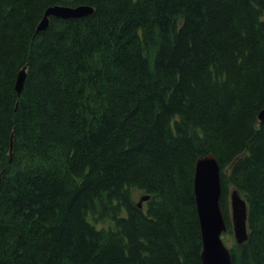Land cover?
I'll use <instances>...</instances> for the list:
<instances>
[{
    "label": "trees",
    "instance_id": "trees-1",
    "mask_svg": "<svg viewBox=\"0 0 264 264\" xmlns=\"http://www.w3.org/2000/svg\"><path fill=\"white\" fill-rule=\"evenodd\" d=\"M263 109L264 0H0V264H203L209 154L264 264Z\"/></svg>",
    "mask_w": 264,
    "mask_h": 264
},
{
    "label": "water",
    "instance_id": "water-1",
    "mask_svg": "<svg viewBox=\"0 0 264 264\" xmlns=\"http://www.w3.org/2000/svg\"><path fill=\"white\" fill-rule=\"evenodd\" d=\"M94 13L89 5L77 7L54 6L47 10L39 30L49 25V16L65 20L79 19ZM26 69L20 71L16 92L20 97L24 91ZM258 120L264 125V109L259 113ZM0 174V183H1ZM194 195L204 242L202 253L203 264H232V255L225 247L221 236L227 231L226 221L220 206L222 196L221 169L213 154L200 157L197 160L194 173ZM144 196L142 201L149 200ZM230 211L233 232L237 244H243L248 239V205L238 190L233 189L230 195Z\"/></svg>",
    "mask_w": 264,
    "mask_h": 264
},
{
    "label": "rangeland",
    "instance_id": "rangeland-1",
    "mask_svg": "<svg viewBox=\"0 0 264 264\" xmlns=\"http://www.w3.org/2000/svg\"><path fill=\"white\" fill-rule=\"evenodd\" d=\"M231 192H232V189H229L228 191V203L230 201V195H231ZM141 192H138V193H135V197H137V199L140 197ZM229 215H230V220H231V211H230V207H229ZM223 240L225 242V244L229 247V248H232L234 245H237L236 241H235V238H234V233H233V230L232 232H226L223 234Z\"/></svg>",
    "mask_w": 264,
    "mask_h": 264
},
{
    "label": "bare ground",
    "instance_id": "bare-ground-1",
    "mask_svg": "<svg viewBox=\"0 0 264 264\" xmlns=\"http://www.w3.org/2000/svg\"><path fill=\"white\" fill-rule=\"evenodd\" d=\"M57 6H61V5H57ZM54 7V6H53ZM51 8V7H50ZM47 12V11H46ZM45 15H46V13H45ZM51 17H55V16H49L48 17V20H49V24H50V18ZM44 18H45V16H44ZM44 18H43V20H44ZM62 19V18H61ZM43 20L41 21V23L43 22ZM41 23H40V25H41ZM39 25V26H40ZM49 26V25H48ZM48 28V27H47ZM46 28V29H47ZM45 30V29H44ZM44 30H39V27H38V31H44ZM18 78V77H17ZM12 152V151H11ZM197 163V162H196ZM144 196H142V197H140V199H139V207H143V204L146 202V201H148V200H145V201H142V198H143ZM150 199V198H149ZM199 218V217H198ZM200 222V221H199ZM202 233V232H201ZM234 233V232H233ZM248 237H249V235H248ZM221 238H222V241H223V243H224V245H225V247L230 251V253H231V248H229L226 244H225V242H224V240H223V235L221 236ZM234 238H235V235H234ZM248 240V239H247ZM235 241H236V239H235ZM247 242V241H246ZM246 242H244V243H246ZM237 243V242H236ZM243 243V244H244ZM243 244H237L238 246H241V245H243ZM202 247H203V249H202V253H203V250H204V242H203V237H202ZM232 255V254H231ZM201 257H202V254H201ZM203 262V261H202ZM232 264H233V261H232Z\"/></svg>",
    "mask_w": 264,
    "mask_h": 264
}]
</instances>
